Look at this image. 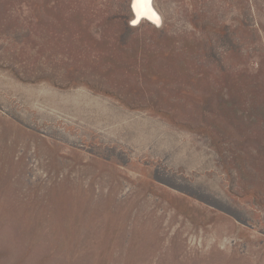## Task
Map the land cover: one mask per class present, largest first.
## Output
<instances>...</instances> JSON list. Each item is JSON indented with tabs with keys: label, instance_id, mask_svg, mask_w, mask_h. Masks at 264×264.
I'll list each match as a JSON object with an SVG mask.
<instances>
[{
	"label": "rangeland",
	"instance_id": "rangeland-1",
	"mask_svg": "<svg viewBox=\"0 0 264 264\" xmlns=\"http://www.w3.org/2000/svg\"><path fill=\"white\" fill-rule=\"evenodd\" d=\"M0 0V264H264V0Z\"/></svg>",
	"mask_w": 264,
	"mask_h": 264
},
{
	"label": "bare ground",
	"instance_id": "bare-ground-1",
	"mask_svg": "<svg viewBox=\"0 0 264 264\" xmlns=\"http://www.w3.org/2000/svg\"><path fill=\"white\" fill-rule=\"evenodd\" d=\"M133 4H134V0L131 1V12L133 15V21L134 24H132L133 26H138L141 23H143L144 21L149 22L150 24L156 26V27H161L162 26V17L160 15V13L157 11V9L154 6V0H151V5H150V11H147L145 15L141 16V18L139 19V21L137 22V16H136V12H134L133 10ZM153 13L155 14V17H153ZM155 18H158V23H154L153 20Z\"/></svg>",
	"mask_w": 264,
	"mask_h": 264
},
{
	"label": "snow or ice",
	"instance_id": "snow-or-ice-1",
	"mask_svg": "<svg viewBox=\"0 0 264 264\" xmlns=\"http://www.w3.org/2000/svg\"><path fill=\"white\" fill-rule=\"evenodd\" d=\"M151 0H134L133 10L136 12L137 22L141 16L145 15L147 11H150ZM153 17L155 14L153 13ZM154 23H158V18L153 20Z\"/></svg>",
	"mask_w": 264,
	"mask_h": 264
}]
</instances>
